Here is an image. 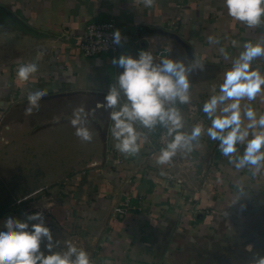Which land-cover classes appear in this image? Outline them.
<instances>
[{"label": "crops", "instance_id": "0c3cea01", "mask_svg": "<svg viewBox=\"0 0 264 264\" xmlns=\"http://www.w3.org/2000/svg\"><path fill=\"white\" fill-rule=\"evenodd\" d=\"M112 18L128 36L119 53L83 56L75 37L90 23ZM248 42H264V23L247 27L235 20L225 0H155L151 8L143 0H0V164L6 166L0 178L19 179L25 198L26 190L39 196L27 203L31 208L4 212L3 225L9 217L36 223L27 216L40 212L57 242L54 250L71 244L88 253L90 264H183L179 255L200 236L203 210L224 213L232 223L239 220L235 209L264 212V169H238L206 134L191 151L178 150L158 164L160 149L173 138L159 124L147 129L137 123L139 151L120 153L111 109L97 108L122 71L112 64L122 54L135 58L147 50L157 63L164 56L199 60L205 70L191 74L190 93L205 102ZM27 64L37 71L20 80L18 69ZM252 67L264 73V57ZM39 90L47 95L28 115L27 97ZM250 103L257 116L264 114V94ZM80 107L91 142L81 141L71 125ZM197 152L207 153L211 179H199L207 172L203 165L198 171L171 166Z\"/></svg>", "mask_w": 264, "mask_h": 264}, {"label": "clouds", "instance_id": "9594fccd", "mask_svg": "<svg viewBox=\"0 0 264 264\" xmlns=\"http://www.w3.org/2000/svg\"><path fill=\"white\" fill-rule=\"evenodd\" d=\"M154 2L143 0L149 8ZM225 4L228 15L247 27L264 23V0H225ZM112 42L122 44L120 30L112 34ZM209 42L217 43L211 38ZM235 43L233 41L234 46ZM261 57H264V42L243 45L238 56L232 60L230 69L223 73L218 91L213 89L214 94L203 104L202 111L211 121L210 126L205 129L197 123L190 134L181 131L183 117L175 105L190 102V76L197 70L204 71V64L195 58L186 64L167 56L161 57L157 63L147 50H141L135 58L124 54L113 58L112 64L122 71L97 108L111 109L110 131L116 140V150L123 154L137 153L138 141L142 138L135 125L139 123L151 129L159 124L167 128L173 138L160 149L158 164L170 162L178 150L191 151L193 142L206 134L211 140L219 142V151L238 169H264V114L257 116L250 103L264 94V73L252 67L253 62ZM36 71L34 64L23 65L19 67L17 76L20 80H27ZM46 95V90L30 93L26 114L31 115L33 109H38ZM121 96L126 101L123 104ZM87 123L85 109H75L71 125L76 129L75 135L83 142L92 140ZM238 146H243V153L239 155ZM27 221L36 223L22 222L13 217L4 222V230H0V264H90L88 253L71 244L64 251L54 250L57 242L46 226L43 213L28 215ZM253 264H264V256L254 258Z\"/></svg>", "mask_w": 264, "mask_h": 264}, {"label": "rangeland", "instance_id": "374dc122", "mask_svg": "<svg viewBox=\"0 0 264 264\" xmlns=\"http://www.w3.org/2000/svg\"><path fill=\"white\" fill-rule=\"evenodd\" d=\"M199 100V96L195 97L193 93H190V102L188 104L181 105L177 103L175 105L180 109L183 117L184 127L181 131L190 134L192 127L197 123L201 124L205 129L210 126L211 121L203 113V106L200 107V103L204 102ZM163 130L168 131L165 127ZM0 140H2L1 137ZM218 144L219 142L216 145L217 150ZM206 154L197 152L194 155L195 158L190 155H188V158L184 155L179 159V163H171V166H175L176 169L181 166L186 171L188 169L193 171L194 166L198 171L197 165L201 168L203 165V168L207 169V175L203 176L204 170H202V177H199V179L203 181L207 178L211 179L209 177L210 168L207 167ZM229 161L231 160L229 159ZM4 166V164H0V171L6 169V166ZM216 167L212 166L213 173L217 171ZM20 176L23 181L24 175L21 173ZM27 176L29 175L25 177ZM187 176L188 174L185 173V177ZM21 185L19 179H10L3 182L0 178V218L7 210L19 213L24 209L31 208L32 205L29 206L27 203L29 204V202L34 201V198L39 197L38 193L33 190H26V192H30V195L26 193V196H28L25 198L24 194H22L25 191H22ZM202 215L203 219L197 223L200 236H196L194 243L186 244L184 251L179 255V261L183 262V264H253L254 258L264 256V212H260V207H247V210L244 208V211L235 209L232 211V215L239 218V220L233 221V223L225 221V218H223L224 213L215 217L209 209L207 211L203 210ZM218 220L219 222H215L216 225H214V221ZM0 230H4L1 219Z\"/></svg>", "mask_w": 264, "mask_h": 264}, {"label": "built area", "instance_id": "2783aa9c", "mask_svg": "<svg viewBox=\"0 0 264 264\" xmlns=\"http://www.w3.org/2000/svg\"><path fill=\"white\" fill-rule=\"evenodd\" d=\"M116 30L119 29L117 22L113 18L103 22L90 23L83 34L75 37L83 56L95 57L99 55H116L119 53L121 46L128 39V36L121 33L123 42L121 45H116L112 42V34Z\"/></svg>", "mask_w": 264, "mask_h": 264}]
</instances>
